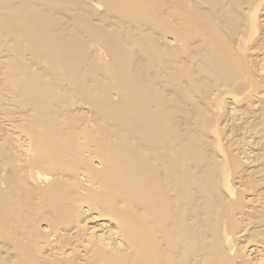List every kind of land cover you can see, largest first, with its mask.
<instances>
[{"label": "bare ground", "instance_id": "6f19581e", "mask_svg": "<svg viewBox=\"0 0 264 264\" xmlns=\"http://www.w3.org/2000/svg\"><path fill=\"white\" fill-rule=\"evenodd\" d=\"M0 264H264V0H0Z\"/></svg>", "mask_w": 264, "mask_h": 264}, {"label": "rangeland", "instance_id": "374dc122", "mask_svg": "<svg viewBox=\"0 0 264 264\" xmlns=\"http://www.w3.org/2000/svg\"><path fill=\"white\" fill-rule=\"evenodd\" d=\"M38 2H39V4L41 5L42 8L45 7L44 5H42V4H44L45 2H42V1H38Z\"/></svg>", "mask_w": 264, "mask_h": 264}]
</instances>
